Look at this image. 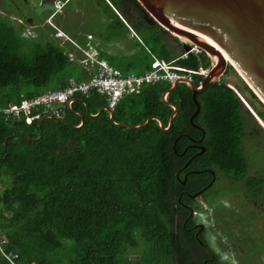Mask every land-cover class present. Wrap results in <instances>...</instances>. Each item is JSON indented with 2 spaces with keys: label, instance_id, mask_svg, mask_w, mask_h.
I'll return each mask as SVG.
<instances>
[{
  "label": "trees",
  "instance_id": "1",
  "mask_svg": "<svg viewBox=\"0 0 264 264\" xmlns=\"http://www.w3.org/2000/svg\"><path fill=\"white\" fill-rule=\"evenodd\" d=\"M111 5L122 19L136 21L142 34L138 42L143 44L144 57L135 73L150 64L148 49L169 62L180 56L163 37L168 31L150 22L135 0H112ZM22 39L0 14V108L63 87L71 77L85 76L57 43L33 40L24 52ZM175 63L196 70L208 67L210 58L205 52L189 53ZM228 68L233 70L231 65ZM200 81L194 74L192 82ZM169 87V82H156L123 96L113 109V120L107 110L99 112L106 101L97 93L77 95L64 107L61 118L43 114L24 124L5 119L0 112V232L8 240L4 249L17 253V264H121L124 254L138 247L139 239L157 264H198L191 252L198 244L184 234L189 213L178 202L176 179L192 152L188 149L179 155L189 143L186 135L201 136L189 121L196 108L190 88L178 83L167 95L177 106L167 130H161L156 119L139 128L117 125H138L155 116L167 126L173 108L161 96ZM245 87L251 97H242L264 123V104ZM196 99L200 108L193 123L202 127L200 143L205 147L196 168H211L232 184L241 182L247 198L262 200L264 128L225 79L207 83ZM243 138L259 157L252 175L247 174ZM197 176L190 174V178ZM198 208L199 202L192 200L191 211ZM0 264H10L1 253Z\"/></svg>",
  "mask_w": 264,
  "mask_h": 264
},
{
  "label": "rangeland",
  "instance_id": "2",
  "mask_svg": "<svg viewBox=\"0 0 264 264\" xmlns=\"http://www.w3.org/2000/svg\"><path fill=\"white\" fill-rule=\"evenodd\" d=\"M111 1L68 0L54 21L67 34L80 31L85 35V32H92L100 41L104 55L113 58L115 65L128 67L130 72L140 71L142 67H139V61L143 59L144 51L143 44L138 42V36L142 34L136 26V21L124 16L125 21L129 23V26H126L123 20L121 23L117 19L115 13L107 7L106 2L111 4ZM53 2L0 0V14L15 26L23 37L24 52L29 51L30 41L35 40L32 35L35 28H29V25L43 23L52 10ZM168 33L163 34V37L174 49V54L182 53V42H186L185 39ZM41 38L44 43L46 37L42 33ZM119 44L120 48L117 47ZM220 78L225 79L227 84L236 86L245 98L251 97L245 87L248 84L234 67L231 70L227 66ZM254 103L261 107L257 101L254 100ZM242 147L249 161L247 174L252 175L258 170L256 162L259 157L254 154V148L245 138ZM218 175V179L204 193L206 197L197 198L199 208L193 212L195 220L206 226L205 237L219 255V260L223 262L220 264H264V211L245 196L243 183L232 184L230 178L222 173ZM261 198L264 201V195ZM0 233L4 234L3 231ZM138 241V247L130 248L121 259V264H157L150 257L144 241ZM145 259L150 261L144 262Z\"/></svg>",
  "mask_w": 264,
  "mask_h": 264
},
{
  "label": "water",
  "instance_id": "3",
  "mask_svg": "<svg viewBox=\"0 0 264 264\" xmlns=\"http://www.w3.org/2000/svg\"><path fill=\"white\" fill-rule=\"evenodd\" d=\"M135 1L153 22L171 34L184 38L185 51L189 50L190 44L200 47L210 57L212 66L198 85L190 80L181 79L171 82L170 87L162 93V101L173 108L167 126H164L162 120L155 116H149L138 125L127 123H117V125L139 128L145 126L149 120L156 119L161 130H167L177 113V106L167 100V95L176 88L178 83H184L190 88L191 97L196 106L189 121L204 135L203 129L193 123V118L200 108L196 95L207 83L218 81L228 65L234 67L243 76L248 86L264 104V0ZM246 106L264 128L260 118L249 105L246 104ZM102 109L107 110L110 119L113 120V110L103 107L99 112ZM81 118H83L82 115ZM179 137L180 135L177 138ZM198 147L201 150L196 155L205 150L204 146ZM174 150L176 151L175 148ZM213 180L214 178L209 185Z\"/></svg>",
  "mask_w": 264,
  "mask_h": 264
},
{
  "label": "built area",
  "instance_id": "4",
  "mask_svg": "<svg viewBox=\"0 0 264 264\" xmlns=\"http://www.w3.org/2000/svg\"><path fill=\"white\" fill-rule=\"evenodd\" d=\"M53 1L52 10L44 22L30 24L29 28H35L32 35L36 41L43 43L42 33L46 39L57 43L58 46L63 48L68 59L75 61L82 67L85 76L82 78L71 77L63 87L48 88L40 94L30 98L21 97L19 101L0 108V112L4 114L5 119L14 118L21 123L30 124L33 119H39L43 114L61 118L64 107L70 106L77 95L87 97L92 93L102 95L106 101L105 107L113 110L123 96L139 92L143 86L162 81L171 83L181 79L192 81L194 74L199 75L202 79L212 66L211 59L208 67L199 66L196 70L187 69L175 63L176 59L185 58L189 53L199 54L204 52L200 47L191 44L189 50H184L178 58L170 62L157 57L148 49L151 61L143 72H124L110 64L99 53L92 34H85V41L82 43L63 31L54 21V18L61 13L68 0ZM132 33L134 34L133 31ZM227 85L234 89L246 105L247 102L238 90L230 84ZM7 241L5 234L0 233V253L10 264H17L15 261L17 253L7 252L4 249Z\"/></svg>",
  "mask_w": 264,
  "mask_h": 264
},
{
  "label": "flooded vegetation",
  "instance_id": "5",
  "mask_svg": "<svg viewBox=\"0 0 264 264\" xmlns=\"http://www.w3.org/2000/svg\"><path fill=\"white\" fill-rule=\"evenodd\" d=\"M184 43L185 42H182V45ZM195 125L199 126L198 124ZM195 128L200 130L197 127ZM186 137L188 138L189 143L181 152L182 154L180 156H183L188 149H191L192 152L185 158L182 166L176 173V179L177 182H179L177 186L178 202H180L181 207L189 213L187 217L189 218V222L183 224L184 234L188 238H193L198 244L195 249H191L193 256L198 258V264H220L222 261L219 260V255L210 245L209 240L205 237L207 230L206 226L197 222L194 215H192L195 210L191 211V201L197 200L198 197L202 199L204 193L214 184L219 175L213 169L208 167L196 168L198 165L197 157L201 154L196 155L201 150L198 146H202L200 143L203 137L202 133L199 138H193L190 135H186ZM181 172L183 174L180 177L179 174ZM204 173L209 174L210 177L207 179L206 174ZM190 174H199V176L190 178ZM213 178V182L209 185ZM249 200L252 201L256 207H259L264 211V201L256 199Z\"/></svg>",
  "mask_w": 264,
  "mask_h": 264
},
{
  "label": "crops",
  "instance_id": "6",
  "mask_svg": "<svg viewBox=\"0 0 264 264\" xmlns=\"http://www.w3.org/2000/svg\"><path fill=\"white\" fill-rule=\"evenodd\" d=\"M109 5L112 7V9L115 11V13L122 19L121 15L118 13V11L111 4H109ZM29 19H31V18H29ZM122 20L124 21V19H122ZM85 33H90L93 35L94 43H95L96 48L98 49L99 53L105 54L103 48L100 46V41L95 37V35L92 32H85ZM69 35L72 36L73 38H75L76 40H78L79 42L82 41V43H83L85 41L84 33L80 32V31H76L73 34L70 33ZM117 47L120 48V44Z\"/></svg>",
  "mask_w": 264,
  "mask_h": 264
},
{
  "label": "bare ground",
  "instance_id": "7",
  "mask_svg": "<svg viewBox=\"0 0 264 264\" xmlns=\"http://www.w3.org/2000/svg\"><path fill=\"white\" fill-rule=\"evenodd\" d=\"M243 77V76H242Z\"/></svg>",
  "mask_w": 264,
  "mask_h": 264
}]
</instances>
